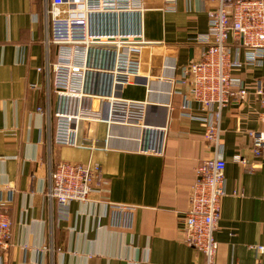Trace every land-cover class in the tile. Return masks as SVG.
Masks as SVG:
<instances>
[{"label": "crops", "instance_id": "obj_1", "mask_svg": "<svg viewBox=\"0 0 264 264\" xmlns=\"http://www.w3.org/2000/svg\"><path fill=\"white\" fill-rule=\"evenodd\" d=\"M141 1L146 78L125 86L121 97L144 102V118L85 121L83 145L74 147L53 142L57 96L46 66L57 48L46 44L50 0H0V210L8 212L12 230L0 264H205L182 232L195 170L217 151L205 138L208 111L199 103L184 109L174 79L198 57L196 38L207 33L213 4ZM73 2L66 10L75 16L84 1ZM241 60L232 75L244 82L247 97L221 117L227 195L215 233L217 264H257L256 246H264V156H254L248 135L264 130L254 92L256 79H264V58L250 64L244 51ZM147 125L160 130L161 153L141 150ZM62 161L99 163L105 183H94L87 201L63 209L47 197L51 172ZM111 204L135 207L132 227L113 225Z\"/></svg>", "mask_w": 264, "mask_h": 264}, {"label": "built area", "instance_id": "obj_2", "mask_svg": "<svg viewBox=\"0 0 264 264\" xmlns=\"http://www.w3.org/2000/svg\"><path fill=\"white\" fill-rule=\"evenodd\" d=\"M49 1V0H48ZM83 11L71 15L66 10L73 0H50L45 15L48 22L47 45L57 48L56 59L46 66L52 76V92L57 96L53 142L80 147L81 124L85 121L124 122L143 120L145 103L121 97L122 89L142 82L140 55L148 44L139 28L146 10L141 0H83ZM213 4L209 10V29L198 35L199 55L179 67L174 79L176 92L183 95L184 109L199 103L208 116L205 138L216 148L214 158L202 161L195 170L189 207L184 216L183 237L187 245L205 256V264H217L219 243L215 233L221 219L222 199L227 195L226 159L220 154L221 117L231 104H242L248 94L244 82L232 75L247 62L264 58V0H199ZM75 2V1H74ZM73 2V5H74ZM44 71L43 68H39ZM260 121L264 123V79H256ZM145 127L142 151L161 153L155 142L160 130ZM255 157L264 156V130H250ZM235 160L247 163L240 155ZM99 163L62 161L51 172L49 200L63 209L73 202L89 199L94 183H105ZM113 225L132 227L135 207L111 204ZM9 214L0 210V250L11 244ZM257 264L264 246H256Z\"/></svg>", "mask_w": 264, "mask_h": 264}]
</instances>
